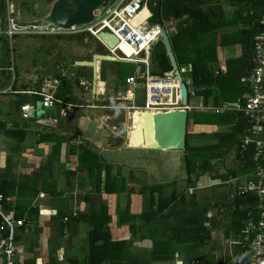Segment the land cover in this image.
I'll return each instance as SVG.
<instances>
[{"label": "crops", "instance_id": "obj_1", "mask_svg": "<svg viewBox=\"0 0 264 264\" xmlns=\"http://www.w3.org/2000/svg\"><path fill=\"white\" fill-rule=\"evenodd\" d=\"M243 3V0L238 4L233 0H210L208 6L220 4L224 10L223 4L230 7L235 4L231 16L224 15L227 20ZM153 4L156 7V0ZM149 7L151 10V0ZM47 11L44 9L37 13L35 20L26 21L10 7L18 20L35 24L44 23ZM5 18V13L0 15V22L4 23ZM178 22L173 17H163L158 24L169 35L176 33ZM247 28L241 22L217 28V61L210 66L218 81L207 88L205 102L202 95L196 94L190 97L195 104L188 101L190 137L186 150H211L219 156L210 159L211 170L197 180H193L192 173L190 184L183 163L184 152L179 150L135 148L140 160L127 163V148L137 146L132 147L133 142L128 144L129 108H123L118 99L125 95L124 79L129 74L122 76L119 84L114 72L101 71L102 61L99 65L97 61L95 81L92 67L76 61L58 77L50 68L36 67L29 62L28 67L17 71L13 64V44L7 45L12 60L4 63L7 55L1 53L0 66L6 68L10 64L13 70L4 69L0 73V196L6 214L31 212L24 215V219L31 218L29 226L17 231L16 264H244L246 255L239 242V231L246 220V212L242 210L252 204L247 202L250 199L247 195L237 197L243 200L242 207L230 194V200H218L217 194L229 189L226 180L217 178L226 176L221 165L214 168L219 160L223 163L228 160L227 176L237 179L239 172L245 171L242 175L248 176L253 171L249 154L240 157L233 152V135L244 127L237 130V116L229 110L241 102L246 91L240 80L249 68L246 43H220L221 34ZM25 35L27 41L40 36L47 44L70 34ZM2 39L9 42L2 37L0 43ZM34 51L31 45L27 53ZM91 56L77 61L92 60ZM189 66L178 67L187 70ZM230 73L234 81L226 82L225 76ZM83 79L88 81L86 86L80 84ZM46 81L51 86L45 89L53 91L59 101L78 105L72 117L60 116L57 104L47 107L49 110L43 116L23 119L19 106L29 103L36 107L41 103V97L33 91L40 90ZM229 87L233 89L232 100L224 94ZM137 92L135 105L141 106L144 88L141 100ZM192 111L210 122L193 123ZM83 117L94 124V132L79 128ZM227 121L228 127L223 124ZM228 153L225 158L223 155ZM109 177L119 179L123 189L109 192ZM153 186H158L155 191ZM143 187L145 192L137 191ZM2 192L8 195L4 198ZM160 196L166 200H159ZM171 196L173 200L164 208L163 203ZM5 199L8 209L4 206ZM103 205L107 212H97ZM101 219L108 222L109 233L96 240V234L92 238L90 232ZM115 242L123 246L121 251L113 253L118 247ZM2 246L0 235V264H5Z\"/></svg>", "mask_w": 264, "mask_h": 264}, {"label": "built area", "instance_id": "obj_2", "mask_svg": "<svg viewBox=\"0 0 264 264\" xmlns=\"http://www.w3.org/2000/svg\"><path fill=\"white\" fill-rule=\"evenodd\" d=\"M1 1L6 18L4 23L0 22V40L2 37L7 38L10 47L16 35L88 32L104 46L108 53L117 54L120 61L134 65L131 74L124 79L125 95L118 99L122 101L123 108H127V104L132 105L130 107L137 111L158 112L180 108L181 100L178 101L180 86L172 84V79L176 77L151 73V49L160 40L162 27L158 23L150 22L153 13L149 7V0H108L97 11L95 20L91 24L72 26L69 29L46 21L40 24L22 22L10 12L9 0ZM259 22L262 27L253 38L251 64L246 74L240 78L246 91L242 95L241 102L235 108H229L230 111L239 113L244 121V128L238 134L233 152L240 157L249 154L253 160V171L245 181L229 176L225 183L231 197L250 194L257 200L255 204L247 206L246 220L239 231V242L246 255L244 264H264V15ZM103 30L115 33L120 40L134 48L133 52L124 57L120 50L109 48L98 36V33ZM138 56L143 58H137ZM4 69L13 70V66L8 65L6 68L0 66V73ZM179 70L182 74L187 71L185 68H179ZM80 84L86 86L88 81L83 79ZM49 86L51 85L46 81L40 90L33 91L41 97L40 102L43 106L59 104V115L63 117L74 113L78 105L59 101L53 91L45 89ZM141 86L144 88L145 97L143 104L137 106L134 100L135 93ZM190 86L188 93L193 96L195 91L191 84ZM164 93L171 95L169 102H162ZM19 110L23 119H29L31 115L32 117L35 115L36 107L23 103L19 106ZM2 201L0 196V216L10 227L9 236L4 242L3 253L6 264H15L13 259L14 222L4 212ZM20 223L21 221H17L15 224Z\"/></svg>", "mask_w": 264, "mask_h": 264}, {"label": "trees", "instance_id": "obj_3", "mask_svg": "<svg viewBox=\"0 0 264 264\" xmlns=\"http://www.w3.org/2000/svg\"><path fill=\"white\" fill-rule=\"evenodd\" d=\"M154 1L155 0H151V10L153 12V15L151 17L152 22L161 24L163 17L164 18L173 17L174 19L179 20L176 33L169 34L173 51L179 67L190 65L189 68H187L185 74L188 77H190L191 85L194 88L195 94L202 95L204 98V102L207 97V92L209 91L207 88L212 84L217 83L218 81L217 76H215V72H213L210 66V64L215 63L217 61L216 37L218 36L217 35L218 27L222 25H230V24L236 25L239 22L243 23L245 26L248 27L247 29H240L231 32L230 34H221L220 43L222 45L234 44L240 42H243V44L246 43L247 50L245 52L246 55L245 58L249 60L248 67L250 66L251 58H252L251 55H252L253 38L262 27L259 24V21L261 17L264 15V1L250 0L249 2H245L240 6L239 9L235 11L231 19L226 20L225 18H222L220 23H215L212 21V18L208 11L210 7L208 6L210 0H160L159 12H156L155 6L153 4ZM68 10L71 11L73 10V8L72 9L69 8ZM3 11H4L3 3L1 6V0H0V15H4ZM75 35L76 34L67 35L65 36V38L66 37L71 38L74 37ZM89 35L91 36V34ZM58 37H63V36H58ZM202 42H205V44L198 45L199 43ZM151 60H152L151 72L154 75H163L166 71H169L171 68V64L169 62L168 56L166 55V51L161 39L157 41L151 49ZM132 70L133 69L129 71L126 70V72L120 74V76L122 77L128 75L132 72ZM101 76L102 78L104 77L102 74ZM190 97L191 94L189 93L188 101ZM233 114H236L237 116V121H236L238 126L237 130H240L242 127H244V121L242 120V117L239 113L233 112ZM190 118L193 121V123L196 124H203L210 122L209 119L208 120L204 119V116L202 118V114L197 112L193 113L190 116ZM239 133H241V131L235 132L233 135L232 148L237 142V137ZM189 137H190V133L187 132L186 138L188 139ZM216 157L219 156L213 154V151L211 150H198V149L185 150L183 154V163L189 179V182L188 180L187 182L190 184V181L192 182L193 180H197L206 171H208L209 169L211 170L210 159H214ZM192 173L195 174L192 176L193 180L191 179ZM108 181H109L108 182L109 186H107L108 187L107 190L109 192L112 193V191L115 192L118 189H123L122 183L119 179L116 180L111 178L110 180L109 177ZM157 187L158 186H153L154 191L157 189ZM145 189L146 187H143L137 191L141 192L143 190V192H145ZM128 191L130 192V189H128ZM2 193L4 198L8 195L5 192ZM245 197L250 198L247 200V202L249 201V203L251 204H255L257 201L255 196H252L250 194H248ZM236 198L237 197H234L233 200H235ZM159 200L163 201L166 200V198L164 199V197L161 198L160 196ZM172 200L173 198L171 196V199L167 202H164L162 206H164V208L167 207ZM4 201H5L4 206L6 209H8L9 207L8 201L6 199ZM240 207H242V205H240ZM247 208L248 207H245V209L242 210L243 213L247 211ZM97 212H107L106 206L103 205L99 207L97 209ZM26 213L31 214V212L24 211L23 214L15 213L14 215H12V220L14 222L13 223L14 261L16 260L15 242L17 240V237H19L17 231L25 230L29 226V221H30L29 219H31L29 216H26V218L24 219V215ZM17 221H21V223L19 225L15 224ZM107 223H108L107 221H103L101 219V221L96 223V225L94 224L95 228L90 232L92 238L96 234L97 237L96 240H100L101 238H103L104 234H108L109 231L107 229ZM9 233H10V227L4 223L3 218L0 216V235L3 239V246H4V242L9 236ZM91 241L94 242V239ZM119 243L115 242V244H117L118 247L113 251V253H116V251L118 250L121 251L122 249L121 246H123V244L119 245ZM3 246H2V255L4 257V263L6 264L5 254L3 253Z\"/></svg>", "mask_w": 264, "mask_h": 264}, {"label": "water", "instance_id": "obj_4", "mask_svg": "<svg viewBox=\"0 0 264 264\" xmlns=\"http://www.w3.org/2000/svg\"><path fill=\"white\" fill-rule=\"evenodd\" d=\"M104 0H54L48 14L44 20L50 24L59 26L64 29H69L72 26H85L92 23L95 19L97 11L102 7ZM73 7V10L68 9ZM156 11L160 10V2L156 0ZM213 22H220L224 17V10L220 4H214L208 9ZM99 38H104L108 44H115L117 38L113 33L103 30L98 33ZM161 41L164 45L166 55L168 56L171 68L164 74L166 76H175L179 82L181 106L177 109L166 111H138L143 113L144 121L134 124L129 131L128 144L131 145V137H134V148H151L161 150H179L184 152L187 148V122H188V86L184 81L183 75L179 70L178 63L173 51L167 30L162 27ZM102 40V39H101ZM100 57V61L119 62V59H113L109 55L94 54L93 58ZM96 60V59H95ZM76 64L87 65L92 67L93 79L95 81L96 72L94 61H76ZM49 109L44 107L42 102L36 105V116H43ZM137 112V111H136ZM72 117V114H70ZM79 128L92 133L95 131V126L89 123L86 117H83L79 123ZM149 141V145L145 146ZM133 147V146H132ZM247 195V194H243ZM223 196V197H222ZM228 197V198H226ZM218 200H230L229 192L223 191L217 194Z\"/></svg>", "mask_w": 264, "mask_h": 264}, {"label": "rangeland", "instance_id": "obj_5", "mask_svg": "<svg viewBox=\"0 0 264 264\" xmlns=\"http://www.w3.org/2000/svg\"><path fill=\"white\" fill-rule=\"evenodd\" d=\"M52 1L54 2V0H11L10 3V7L12 10H14V12L20 16H22V19L26 20V21H33L35 20L38 15L37 13H39L42 10H48L47 12H49V8L52 4ZM235 2V4H238V1H242V0H233ZM250 0H243V2H249ZM227 3V2H226ZM230 4V2H229ZM228 4V5H229ZM232 7H234V5ZM46 5V6H45ZM226 4H223L224 7V13L225 16H231L232 14V10L230 6H228ZM49 6V8H48ZM73 7H70V9ZM234 10V8H232ZM38 34V33H36ZM72 34H76L74 37H66L63 38L61 40L58 39H54L53 41H50L46 44V41H44L42 39V37L40 36H33V38L30 39V41H27L26 39L28 38L27 35H16L13 38L12 44L14 47V53L12 55L13 57V64L16 67L17 71L22 70L23 68L25 69L29 62V64H34V66H39V67H46V68H50L51 70H53L56 73V76H60L63 72L68 71L71 69L72 64L74 63V61H77L79 59H84V58H88L89 56H91L93 53H101V54H106V50L103 48V46L97 41L95 40L93 37H91L87 32L82 31V32H77V33H71ZM47 37H54V36H50L48 35ZM22 41V42H21ZM21 42V43H20ZM19 43L20 45L23 47V49L19 50ZM9 44V42H6V40L2 39V42L0 43V46H2L3 48L0 50V57H1V53L3 54L4 52V56L5 54L7 55V58L5 57L4 59V63H8L9 61L12 60L11 57V52H8L7 45ZM205 44V42L199 43L198 45H203ZM32 45L33 48H35V51L33 53H27V50L29 48L30 50V46ZM27 47V48H25ZM2 51V52H1ZM93 56V55H92ZM91 56V57H92ZM39 60V61H36ZM99 60H98V65H99ZM10 65V64H9ZM24 66V67H23ZM70 66V67H69ZM11 67V66H10ZM69 67V68H68ZM101 71L106 70L107 72L111 71L114 72V74L116 75V78H118V83H121V79L122 77L120 76V74H123L131 69H134V65L126 63H119V62H114V61H102L101 62ZM39 69V68H38ZM9 72H12V70H8ZM7 71V72H8ZM59 73V74H57ZM119 74V77H118ZM115 78V80H116ZM183 78L184 81L187 83L188 87L190 88V84H191V80L190 77H188L186 74H183ZM226 82H232L234 81V75L232 73L228 74L225 76ZM122 84V83H121ZM225 97L227 99L232 100V94H233V89L232 88H227L224 91ZM137 96L139 97V100L142 99L143 97V89L140 88V90H138L137 92ZM194 96V95H193ZM191 96V98L193 97ZM191 104H195L194 99H190ZM189 105V103H188ZM132 105L127 104V107L129 109H127V132L132 129L133 127L136 128V126H134V124H136V120L138 119V113L136 112L137 110L130 107ZM136 112V117L133 118V113ZM194 111H192L193 113ZM130 116V118H129ZM32 118V115L31 117ZM29 118V119H30ZM133 119V120H132ZM134 121V122H133ZM141 124V120L139 121ZM121 123V121H120ZM134 123V124H133ZM225 126L228 127L229 122H224L223 123ZM133 139V138H132ZM131 139V142H134ZM140 152V151H139ZM138 151L135 148H127V163L129 161H133V160H137L140 158L138 157ZM225 158H227L229 156L228 154H224L223 155ZM220 162L216 164L215 166V170L218 169L221 165V170L223 171V173H226L225 178H221L220 176H217V178H219V180H227L228 176H227V168L225 166V164L228 163V160H225V163H223L222 160H219ZM221 173V174H223ZM244 172L242 173H238V179L240 181H245L247 179L246 175H242ZM220 175V174H218ZM202 180V178H201ZM193 189V188H190ZM237 203L239 205H243L242 204V199L236 198ZM9 218H12L11 215L6 214Z\"/></svg>", "mask_w": 264, "mask_h": 264}, {"label": "bare ground", "instance_id": "obj_6", "mask_svg": "<svg viewBox=\"0 0 264 264\" xmlns=\"http://www.w3.org/2000/svg\"><path fill=\"white\" fill-rule=\"evenodd\" d=\"M113 34L117 38L115 44H111L110 45V44H108V42H106V40L104 38H101L102 41L105 43V45H107L109 48H111L113 50H114V48H116L117 50H120V52L122 53V56H124V57L133 52L134 48L128 46L124 41L120 40V38L115 33H113ZM95 54H98V55H109L110 57H112L115 60L119 58V55H117V54H111V53H106V54L95 53ZM137 58H143V57H139L138 56ZM100 59H101L100 57H96V58H93L92 60H85V61H91V62L94 61L95 72H97V61L98 60L100 61ZM126 59H127V57H126ZM80 61H83V60H80ZM172 84L179 85V82H178L177 79L173 78L172 79ZM161 100H162V102H169L171 100V95L169 93H164V94H162V99ZM180 100H181V97H180V95H178V101L180 102ZM137 113H138L137 114L138 115V119L136 120L137 121L136 123H140L139 122L140 120H141V123H142L144 121V115H142L143 113H139L138 111H137ZM135 117H136V115H133V118H135ZM132 140L134 141V138ZM148 145H149V141L146 143L145 146H148ZM132 146H133V144H132Z\"/></svg>", "mask_w": 264, "mask_h": 264}, {"label": "flooded vegetation", "instance_id": "obj_7", "mask_svg": "<svg viewBox=\"0 0 264 264\" xmlns=\"http://www.w3.org/2000/svg\"><path fill=\"white\" fill-rule=\"evenodd\" d=\"M230 197V196H229Z\"/></svg>", "mask_w": 264, "mask_h": 264}]
</instances>
